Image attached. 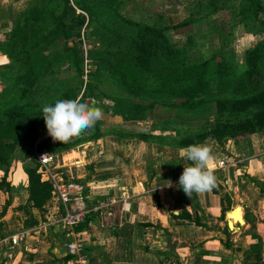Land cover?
<instances>
[{
	"label": "crops",
	"instance_id": "obj_1",
	"mask_svg": "<svg viewBox=\"0 0 264 264\" xmlns=\"http://www.w3.org/2000/svg\"><path fill=\"white\" fill-rule=\"evenodd\" d=\"M13 1L0 3L8 4L7 14L25 7L24 2L18 9V0ZM160 3L157 15L164 23L159 25H173L189 16L193 20L176 33L169 31L177 46L189 42L193 50L204 43L248 36L255 37L252 46L260 37L241 25L231 29V8L227 4L219 2V8L212 10L202 0ZM217 13L227 22L224 27L213 23ZM9 29L10 21L2 12L0 39ZM212 52L233 58L236 54L220 48ZM0 64H8L7 56L1 52ZM108 113L99 124L132 126L130 121L110 114V109ZM211 119L209 126L215 121L214 111ZM164 120L172 124L168 117ZM135 122H144L145 129L138 132L148 134L147 141L122 138L118 134L124 133L122 128L109 126L107 134L101 129L97 142L91 138L73 146L76 149L56 152L59 161L66 164L59 170L64 172V181L73 184L71 202L66 207L85 212V224L79 223L71 232L59 222L65 206L53 188L42 208L32 205L24 171L27 160L21 150L7 170L0 169V264H67L65 247L73 240L83 245L91 264H264V130L223 144L211 138L197 142L195 145L206 144L212 149L215 159L210 167L217 184L210 192L193 193L190 199L176 187L184 166L190 164L180 155L187 146L178 145L188 127H182L183 122L173 125L177 142L170 144L168 135H157L158 126L150 117ZM32 152L34 156V149ZM72 154L77 157L67 158ZM169 180L171 188L164 186ZM107 199L113 200L111 215L100 220L92 208L97 201ZM237 206L242 209L243 224L235 223L230 229L227 213ZM123 223L131 226L128 236L120 233ZM12 237L18 241L12 243ZM8 253L10 258L6 257Z\"/></svg>",
	"mask_w": 264,
	"mask_h": 264
},
{
	"label": "trees",
	"instance_id": "obj_2",
	"mask_svg": "<svg viewBox=\"0 0 264 264\" xmlns=\"http://www.w3.org/2000/svg\"><path fill=\"white\" fill-rule=\"evenodd\" d=\"M221 1L225 0H208L206 5L217 10ZM122 5V0H28L20 12L4 13L10 29L0 39V52L7 56L10 69L1 75L6 82L10 77L6 90L13 97L0 105V169L7 170L19 150L33 149L36 136L46 130L40 116L44 104L35 98L50 92L60 62L68 63L78 78L88 60L94 72H106L127 99H116L105 111L110 109L125 121L145 120L155 108L190 110L212 104L213 125L179 138L180 146L209 138L223 144L264 130V0H239L230 7L231 29L241 25L260 36L244 51L241 67H236L232 56L193 57L189 42L174 44L169 31L176 33L191 24V16L162 26L126 16ZM81 37L93 44L85 54ZM58 42L62 49L53 50ZM80 92L83 101L97 97L88 81L65 88L60 97L75 99ZM98 127L97 122L92 135L82 140L60 144L50 138L39 148L56 153L91 138L97 142ZM131 135L149 139L143 132ZM37 169L36 161L25 163L29 200L42 208L51 196L52 184Z\"/></svg>",
	"mask_w": 264,
	"mask_h": 264
},
{
	"label": "rangeland",
	"instance_id": "obj_3",
	"mask_svg": "<svg viewBox=\"0 0 264 264\" xmlns=\"http://www.w3.org/2000/svg\"><path fill=\"white\" fill-rule=\"evenodd\" d=\"M26 1L27 0H18L19 6H16V7L19 9V7L23 6L24 2L26 4ZM122 1H123V5L121 7V11L126 16L132 19L138 20V21L145 22V23H153V22L158 23V24L164 23L163 19H161V17L159 18V16L157 15L158 9L162 4L160 3L161 0H122ZM207 1L208 0H202V3H207ZM238 1L239 0H225V1H221L220 3L227 4L228 7H231L232 5L236 4ZM1 2L2 0H0V3ZM14 2L15 1L13 0H9V4H12ZM193 3H190V5H193ZM7 6L8 4L5 6H0V14L2 12L4 13L8 12L6 11ZM215 15H216V19H215V22H213L215 26L224 27L227 24V22L224 20L222 21L223 16L220 18L219 16L220 13H217ZM80 39L82 40V47L84 49V54H85L87 49H89L90 47H93V44L91 43L90 45V42L87 40H83L82 37ZM177 41L178 40H176V42ZM214 43H211V44L204 43L203 46L198 45L194 47L193 50L190 51V54H193V57L195 56V57L204 58L210 55V52L214 51V49L219 50L220 48L221 51H226V52L234 51L236 53L233 58L235 65L236 67H241L243 60L240 57V55H238L236 52V38L225 40L223 42L216 40V43L215 44ZM72 44L73 43H71L70 45ZM62 46L63 44L61 42H58L54 45L53 50L60 51V49H62ZM228 53H231V52H228ZM90 64H91L90 60L84 62V66H83L84 74L82 78H78L74 70L68 65V63L60 62V64L58 65L59 71L53 76L55 83L53 84V87L51 88L50 92L45 94L42 97L37 96L35 99L37 101L43 102V104H48L50 101L56 102L57 100L62 99L60 97L61 92L65 88L75 87L78 83H80V81H83V84H85L86 81H88V84H90V86L94 89L95 94L97 95V97H95V100L97 101L96 106L101 108L103 110V113L109 114L108 112L105 111V108L111 107L116 99H120V100L127 99V96L122 91L119 90V88L114 83L113 79L106 72H102V71L94 72L93 71L94 67ZM6 69H10L9 60H8L7 65L0 64V105H4L9 99L8 96H11L10 94H8V91L6 90V87L9 86V83L11 82L10 77L7 78V82H6L5 81L6 76L1 75V73L5 72L4 70ZM90 71H93V72H90ZM14 97H15V94H14ZM156 110L154 111L153 109L150 112V114H148V117H150V119L153 121V124L156 122L154 126H158V130H159L157 135H162L163 137H166L165 135H168L166 139H167V142H169L170 144H175L177 142V139L175 138L176 136L174 134L173 125L175 126V125H178L180 122H183L185 124L182 123L183 124L182 127H185V126L188 127L183 130V133L185 135L193 134L199 130H204L210 127L209 125L212 123L211 115H212V111H214L212 104H206L202 106L199 110L198 109L187 110V109H182V108H178L174 110H167V111H165V109H156ZM166 117L169 118L172 124L169 123L168 121L165 122L164 119ZM128 123H130L129 125H132V126L123 127L124 124H122V126H120L119 124L109 125L105 122L101 125V122H100L99 126L101 125V127H99L100 128L99 131H100V134H102V131L104 134H107L109 126H116L118 128H122L124 130V133H130V134H123L124 136H122V138L123 137L133 138L131 134L137 133L138 130L145 129L144 122L130 121ZM92 133H93V128L85 132L83 135L79 137H75L74 139L82 140L85 137L91 136ZM72 140L73 139H71L70 141ZM75 147H71V148H75ZM22 152H23L24 159L30 162H35L32 149L22 151ZM73 157H77V155L72 154V155L67 156V158L69 159Z\"/></svg>",
	"mask_w": 264,
	"mask_h": 264
},
{
	"label": "clouds",
	"instance_id": "obj_4",
	"mask_svg": "<svg viewBox=\"0 0 264 264\" xmlns=\"http://www.w3.org/2000/svg\"><path fill=\"white\" fill-rule=\"evenodd\" d=\"M254 40L255 37L252 36H248L247 39L238 37L237 54L242 56ZM96 104L94 98L90 97L83 101L79 96L75 99H59L54 104H44L40 116L43 117L48 136L62 144L91 130L104 116L103 110ZM180 155L190 164L184 166L176 187L182 189L190 199L193 193L204 194L212 191L217 184V177L210 167L215 159L212 149L206 144L188 145L180 150ZM164 186L171 188L173 184L169 180Z\"/></svg>",
	"mask_w": 264,
	"mask_h": 264
},
{
	"label": "built area",
	"instance_id": "obj_5",
	"mask_svg": "<svg viewBox=\"0 0 264 264\" xmlns=\"http://www.w3.org/2000/svg\"><path fill=\"white\" fill-rule=\"evenodd\" d=\"M81 94L79 97H81ZM50 138L51 137L47 134V130H45L41 131L36 136L34 141V158L38 163L37 172L44 176L52 184L55 195H57L59 201L65 206V213L62 215L59 222L62 227L71 232L75 226L83 222L85 212L83 209H74L71 206L69 208L66 207L71 202L70 189L73 186L72 183L64 181V172L59 171L60 169H63L66 164L63 161H59L56 153H52L46 148H39V144L42 141ZM45 154L47 155L43 159H40L41 156ZM112 203V199H107L105 201L99 200L96 202V205L92 208V210L96 212L98 218L102 220L103 216L111 215L110 207ZM16 241H18V239L12 237L11 242L15 243ZM83 249V245L74 240L68 242L65 247V251L69 255L67 264H91L84 254ZM6 257L10 258L11 254L8 253Z\"/></svg>",
	"mask_w": 264,
	"mask_h": 264
},
{
	"label": "bare ground",
	"instance_id": "obj_6",
	"mask_svg": "<svg viewBox=\"0 0 264 264\" xmlns=\"http://www.w3.org/2000/svg\"><path fill=\"white\" fill-rule=\"evenodd\" d=\"M230 228H234L235 223L243 224L242 209L240 206L235 207L227 213Z\"/></svg>",
	"mask_w": 264,
	"mask_h": 264
},
{
	"label": "water",
	"instance_id": "obj_7",
	"mask_svg": "<svg viewBox=\"0 0 264 264\" xmlns=\"http://www.w3.org/2000/svg\"><path fill=\"white\" fill-rule=\"evenodd\" d=\"M96 152V150L94 151ZM228 224V227L230 228L229 226V222H227ZM231 229V228H230ZM233 229V228H232ZM131 230V226L129 225V223H123L120 227V233L123 235V236H128L129 235V231Z\"/></svg>",
	"mask_w": 264,
	"mask_h": 264
}]
</instances>
